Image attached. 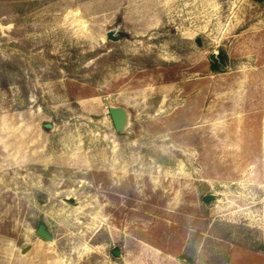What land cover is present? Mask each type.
<instances>
[{
    "label": "rangeland",
    "instance_id": "374dc122",
    "mask_svg": "<svg viewBox=\"0 0 264 264\" xmlns=\"http://www.w3.org/2000/svg\"><path fill=\"white\" fill-rule=\"evenodd\" d=\"M0 264H264V0H0Z\"/></svg>",
    "mask_w": 264,
    "mask_h": 264
},
{
    "label": "water",
    "instance_id": "95a60500",
    "mask_svg": "<svg viewBox=\"0 0 264 264\" xmlns=\"http://www.w3.org/2000/svg\"><path fill=\"white\" fill-rule=\"evenodd\" d=\"M113 30L109 31L107 33V36L110 38L116 39L117 36L113 35ZM212 58L216 63H219V59L216 57L215 54H212ZM109 114L111 116V119L113 121V124L115 126V129L118 132H123L125 131L129 124H130V114L128 110L125 107L122 106H110L109 107ZM46 127H51V124H46ZM214 197H208L206 198L207 200L212 199ZM36 234L48 241L52 240V234L48 230L47 226L44 223H40L36 229Z\"/></svg>",
    "mask_w": 264,
    "mask_h": 264
},
{
    "label": "trees",
    "instance_id": "16d2710c",
    "mask_svg": "<svg viewBox=\"0 0 264 264\" xmlns=\"http://www.w3.org/2000/svg\"><path fill=\"white\" fill-rule=\"evenodd\" d=\"M258 1H262V0H258ZM221 61H222V59L220 58V62H221ZM213 66L217 68V67H218V64L215 63V62H213ZM255 249H256V248H255Z\"/></svg>",
    "mask_w": 264,
    "mask_h": 264
}]
</instances>
